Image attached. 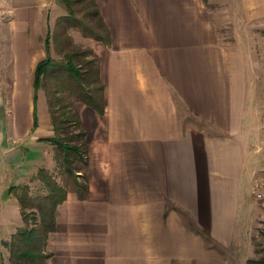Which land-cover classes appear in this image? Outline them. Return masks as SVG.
Returning a JSON list of instances; mask_svg holds the SVG:
<instances>
[{
  "label": "crops",
  "instance_id": "0c3cea01",
  "mask_svg": "<svg viewBox=\"0 0 264 264\" xmlns=\"http://www.w3.org/2000/svg\"><path fill=\"white\" fill-rule=\"evenodd\" d=\"M95 1L109 31L88 40L104 113L73 102L89 192L57 206L48 264H249L264 214L252 198L264 189V0L225 20L204 0ZM60 2L0 0V239L24 225L19 187L41 190L55 167L34 75Z\"/></svg>",
  "mask_w": 264,
  "mask_h": 264
},
{
  "label": "rangeland",
  "instance_id": "374dc122",
  "mask_svg": "<svg viewBox=\"0 0 264 264\" xmlns=\"http://www.w3.org/2000/svg\"><path fill=\"white\" fill-rule=\"evenodd\" d=\"M60 1L65 8V15H60L55 21L56 24L49 28V36L46 38L48 44L45 41V49L48 48L51 64L42 75L40 85L43 88L49 113L53 124H55L54 127H57V129L59 128L58 131L60 136L66 139L72 134L74 135L77 130L75 124L69 126L67 122L64 124L60 123L63 117H69L71 115V112H67L66 115L62 117V112L65 110L68 111L69 109L71 110V108L74 107L73 102L77 97H87L86 93L83 95L79 94V92L75 90V88H78L76 86L77 84L69 79V72L67 69L69 56H73V63L80 68L82 72L94 70V65L97 61L93 59L95 55H91L89 52L91 48L88 40H90L91 37H88L87 34L96 32L102 37H106L107 34L99 28L98 17L97 15H93L95 7L91 0H70L69 11L65 1ZM239 1L240 0H208L207 6L218 12L231 8L233 10L231 12H233L235 19L239 17V6L237 5ZM60 11L59 14L61 13ZM221 14L222 18L225 20V17H227L225 11H222ZM234 30L230 22L224 21L221 24V35L225 42L228 41L229 44L235 43ZM89 60L94 61L89 64ZM84 78V86L88 88L92 95L97 96L96 98L99 99L101 91L99 89L100 84L95 81L96 74L93 72L90 76L85 75ZM262 93L264 95V92ZM0 95L2 94L0 93ZM1 110H3V107ZM70 118H72V116ZM73 142L79 143L80 146L82 145V141L80 140ZM54 146L55 167H53L51 172L47 171V173L66 190H72L75 188L76 169H80V171L77 172L79 174L77 179L80 182H84V176L86 175L84 159H75L73 157L74 153L71 152L69 153L71 161L69 165L66 166L61 148L56 146V144H54ZM40 175L41 173H39V176ZM40 182L41 190H36L35 187L32 193H30L31 189L28 186L19 187L18 195H26V207L24 208V212L27 214V222L24 223L23 227L19 230L39 225L40 215L39 211L35 208V204L39 199H45L49 194L45 183L43 181ZM35 186L38 188V183H36ZM257 190L258 193L261 194V197L257 198L255 195V198L252 197L253 202L256 203L257 201L260 202V200L264 201V189L258 188ZM260 218L259 222L256 223L258 229L256 232L257 236L254 237V246L256 248L255 256L249 260V264H264V214L260 216ZM18 232L19 231L9 239H0V264H15L13 249L20 243V236L17 235Z\"/></svg>",
  "mask_w": 264,
  "mask_h": 264
},
{
  "label": "trees",
  "instance_id": "16d2710c",
  "mask_svg": "<svg viewBox=\"0 0 264 264\" xmlns=\"http://www.w3.org/2000/svg\"><path fill=\"white\" fill-rule=\"evenodd\" d=\"M65 4L67 6V9L69 11V4L70 0H64ZM92 4L95 7V11L93 15H97L98 17V23L99 28L106 32L107 36L102 37L99 33L94 32L93 34H87L88 37L104 41L107 43L109 41V31L107 27L105 26L103 19L101 17L100 11L97 7L96 1L91 0ZM207 2L208 0H204ZM48 44V42L46 41ZM89 52L91 55H94L93 50L89 49ZM46 57L42 61H40L36 67L35 75H34V100L36 101L37 98V90L41 86V77L46 71V69L51 64V59L48 53V48L46 49ZM73 56L70 55L68 62H67V69L69 72V79L74 81L73 83H76L75 85L78 88H75L76 91L79 92V94H85V97H77L78 100H81L94 108L98 113L103 114L104 113V97H103V84L100 80V68L97 57H93L97 63L94 65V70H87L85 72H82L80 68H78L72 61ZM94 60H89L88 63H93ZM96 74V80L100 84V91L101 94L99 96V99H97V96H94L91 94V92L84 86V76L89 75L92 73ZM72 106V105H71ZM56 111V110H55ZM67 112H71V115L65 116ZM72 116V118H70ZM62 119L60 120V123H68L69 126L71 124H75L77 132L73 135H71L68 138H62L59 134V131L57 127H54L55 135L54 137L50 138L49 141H51L53 144H56V146H59L61 148L62 156L65 161L66 166L70 163L69 153H74L75 159H84L85 169H86V175L84 176V182H80L78 178V171L80 169H76L77 172H75V188L72 189L79 199H85L87 197V194L89 192V182H88V143H87V132L81 127L80 119L78 117L77 112L75 111L74 107L69 109L68 111L65 110L62 112ZM37 123V116H36V109L34 114V124ZM55 125V124H54ZM82 141L81 146L79 143H74L73 141ZM40 178L45 183V186L49 192L47 197L45 199H39L36 204L35 208L39 211L40 215V222L38 226H34L31 228H23L19 230L18 234L20 236V243L15 246L13 249V257L15 260V264H48V259L51 256V254L46 250V245L48 241L49 234L55 230L56 227V213H57V206L59 203H61L67 194V191L63 186L59 185L56 181H54L50 175L45 171L41 170ZM19 202L21 204V207L23 208L22 211V217L24 223L27 222V214L24 212V208L26 207V195L25 196H18Z\"/></svg>",
  "mask_w": 264,
  "mask_h": 264
},
{
  "label": "built area",
  "instance_id": "2783aa9c",
  "mask_svg": "<svg viewBox=\"0 0 264 264\" xmlns=\"http://www.w3.org/2000/svg\"><path fill=\"white\" fill-rule=\"evenodd\" d=\"M257 196H261V194L257 192Z\"/></svg>",
  "mask_w": 264,
  "mask_h": 264
}]
</instances>
